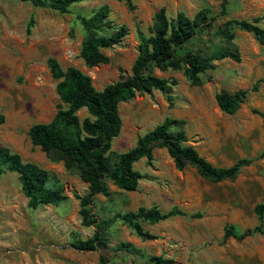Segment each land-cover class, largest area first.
Wrapping results in <instances>:
<instances>
[{"label": "rangeland", "instance_id": "obj_1", "mask_svg": "<svg viewBox=\"0 0 264 264\" xmlns=\"http://www.w3.org/2000/svg\"><path fill=\"white\" fill-rule=\"evenodd\" d=\"M133 10L117 0H87L74 4L67 13L37 7L29 1L0 0V146L18 153L23 161L34 163L51 175V186L63 189L65 199L57 206L30 209L21 193L18 175L7 172L0 177V264H146L148 257L173 259L175 264H264V234L256 233L241 241L223 242L225 227L242 232L259 224L254 207L264 204V83L249 92L234 114L223 113L215 95L250 89L264 78V47L248 32L233 29L234 38L213 35L195 40L189 48L208 53L212 48L237 51L239 61H216L202 75L201 85L193 86L181 70L153 74L175 79L172 92L153 90L137 95L118 106L121 129L112 140L110 162L133 148L139 137L165 118L185 121L187 144L216 168L231 167L240 159H251L234 180L214 183L199 176L187 165L179 171L163 148L152 149V160L134 164L141 175L135 191L120 190L108 183L109 195H95L89 206L95 223L85 226L76 196L88 193L76 172L65 169L62 161L50 159L31 144L32 125L49 123L61 107L47 60L54 58L63 70L72 66L88 75L94 87L102 90L128 76L138 54L139 29L150 35L154 15L164 7L169 18L178 12L188 17L202 8L217 16L216 26L228 19L253 21L264 28V0H131ZM222 5L226 15H220ZM102 7L108 21L124 26L127 35L118 45L104 50L108 64L87 67L80 58L84 31L78 16L90 17ZM221 33V34H220ZM171 97V100H168ZM80 119L87 116L78 112ZM157 206L162 212L177 207L192 219L172 217L156 224L141 223L156 236L144 241L118 215L139 207ZM104 225L107 244L95 251H78L71 246L75 238H91L99 223ZM264 230V217L262 219Z\"/></svg>", "mask_w": 264, "mask_h": 264}, {"label": "trees", "instance_id": "obj_2", "mask_svg": "<svg viewBox=\"0 0 264 264\" xmlns=\"http://www.w3.org/2000/svg\"><path fill=\"white\" fill-rule=\"evenodd\" d=\"M21 1L67 13L74 4L87 0ZM117 1L124 2L129 11L134 9L131 0ZM221 8L220 15H226L225 6L222 5ZM78 19L84 31L80 58L89 68L108 64L109 58L104 54V50L118 45L127 35V29L124 26H113L108 21L107 7L100 8L90 17L79 15ZM216 22L217 16H213L208 8L200 9L191 18L182 12H178L174 18H169L165 8H160L154 15L148 37L137 29L138 54L132 64L131 74L126 76L121 73L118 81L102 90H97L91 78L79 69L70 66L63 70L56 59L48 58V69L52 79L57 81L56 94L61 107L49 123L32 125L28 136L32 145L38 146L50 159L62 161L66 170L76 172L79 179L87 185L88 193L82 197L76 196L83 225L89 226L96 222L90 215L89 206L95 195H109L108 183L123 191L136 190L141 175L134 169V164L142 158L150 162L154 147L165 149L177 170L181 171L190 165L201 178L214 183L234 180L243 167L252 163L251 159H240L228 168L212 166L193 146L187 144L185 121L172 118H165L162 123L139 137L133 148L118 154L115 162H110L111 143L121 129L119 104L153 90L170 94L176 84L173 78L155 76L153 70H181L190 84L196 86L201 85L202 75L213 69L216 61H239L240 55L237 51L215 47L208 53H202L200 49L188 47L195 40H204L213 35L217 27L223 28L220 34L228 40L234 38L233 29L251 33L264 47V28L257 25L258 18L253 21L228 19L220 26H216ZM260 83H264V78L248 90L234 93L220 91L215 95L219 109L223 113L234 114L245 102L248 93L258 90ZM168 100H171V97H168ZM81 110H85L87 114L83 119L78 116ZM3 121L4 118L0 115V124ZM261 156L264 157V152ZM7 172L18 175L21 193L27 199L30 209L47 205L57 206L65 199L61 187L51 186V175L47 170L23 161L18 153L6 146H0V177ZM253 211L259 224L242 232L227 226L223 242L229 238L241 241L256 233L264 234V204L256 205ZM176 216L196 219L200 218L201 214H187L177 207L162 212L157 206H151L139 207L134 212H127L116 218L131 228L140 239L147 241L156 239V236L145 231L141 223L156 224ZM110 221L99 223L91 238H75L71 246L78 251H95L105 247L107 239L102 229L104 225H109ZM146 261V264H175L173 259L156 256L148 257ZM99 264H107L103 255L99 257Z\"/></svg>", "mask_w": 264, "mask_h": 264}]
</instances>
